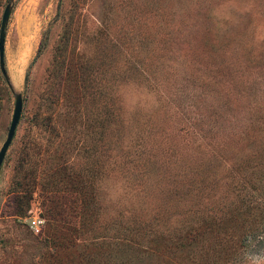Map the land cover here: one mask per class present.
Returning <instances> with one entry per match:
<instances>
[{
	"label": "rangeland",
	"instance_id": "rangeland-1",
	"mask_svg": "<svg viewBox=\"0 0 264 264\" xmlns=\"http://www.w3.org/2000/svg\"><path fill=\"white\" fill-rule=\"evenodd\" d=\"M6 2L0 264H264V0Z\"/></svg>",
	"mask_w": 264,
	"mask_h": 264
},
{
	"label": "trees",
	"instance_id": "trees-1",
	"mask_svg": "<svg viewBox=\"0 0 264 264\" xmlns=\"http://www.w3.org/2000/svg\"><path fill=\"white\" fill-rule=\"evenodd\" d=\"M14 207H16L14 212L19 211L20 206L16 204L14 205ZM234 210H236V215H238L237 216L238 219L236 220L237 223L239 224V228L237 229L238 230L246 229L244 231L245 236L247 237L251 236L252 238H255L257 241H261L264 238V203L255 202L252 204L248 202L245 204V207L236 208ZM39 215L42 216V214ZM214 224L211 223L210 224L211 227H213ZM217 235L218 234L216 233V231H214V233L211 235L212 239H214V242L212 243L213 246L211 252L209 253L205 249L202 255L198 254L196 256L197 257L196 260L199 262V264H203L202 262H204L205 264H221V262L223 261L222 258L224 254L223 251H221L222 246L221 245L218 247L215 246L220 242H222V237ZM199 237H201V233H198V237H196V239H198ZM200 245L206 247H208V245L211 246L210 244L207 245L206 243H201ZM216 250H218L219 252L217 253ZM211 253L212 255L210 257L209 254Z\"/></svg>",
	"mask_w": 264,
	"mask_h": 264
},
{
	"label": "water",
	"instance_id": "water-1",
	"mask_svg": "<svg viewBox=\"0 0 264 264\" xmlns=\"http://www.w3.org/2000/svg\"><path fill=\"white\" fill-rule=\"evenodd\" d=\"M11 4L10 2H6L3 6L1 15H0V72L4 78L7 77L4 63H3V41H4V28L7 22V18L10 12ZM22 106V96L20 92L14 93V100H13V107H12V113L8 122V126L6 129L5 136L3 140L0 143V164L3 159V156L5 154V151L12 139V136L14 134L20 111Z\"/></svg>",
	"mask_w": 264,
	"mask_h": 264
},
{
	"label": "built area",
	"instance_id": "built-area-1",
	"mask_svg": "<svg viewBox=\"0 0 264 264\" xmlns=\"http://www.w3.org/2000/svg\"><path fill=\"white\" fill-rule=\"evenodd\" d=\"M29 226L34 232H37L40 230V227L42 225L43 218L39 214H33L28 219Z\"/></svg>",
	"mask_w": 264,
	"mask_h": 264
},
{
	"label": "bare ground",
	"instance_id": "bare-ground-1",
	"mask_svg": "<svg viewBox=\"0 0 264 264\" xmlns=\"http://www.w3.org/2000/svg\"><path fill=\"white\" fill-rule=\"evenodd\" d=\"M16 77V76H15Z\"/></svg>",
	"mask_w": 264,
	"mask_h": 264
}]
</instances>
